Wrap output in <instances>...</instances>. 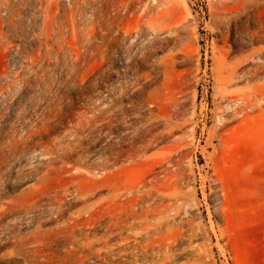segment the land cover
Wrapping results in <instances>:
<instances>
[{
  "label": "rangeland",
  "instance_id": "374dc122",
  "mask_svg": "<svg viewBox=\"0 0 264 264\" xmlns=\"http://www.w3.org/2000/svg\"><path fill=\"white\" fill-rule=\"evenodd\" d=\"M263 63L264 0H0V264H128L70 223L90 203L99 239L114 193L166 174L190 222L168 264H264ZM70 142L123 157L79 194Z\"/></svg>",
  "mask_w": 264,
  "mask_h": 264
},
{
  "label": "bare ground",
  "instance_id": "6f19581e",
  "mask_svg": "<svg viewBox=\"0 0 264 264\" xmlns=\"http://www.w3.org/2000/svg\"><path fill=\"white\" fill-rule=\"evenodd\" d=\"M111 41L114 42L115 39L112 38ZM262 68L264 69V63ZM2 133L6 138L11 139L10 130L3 129ZM77 146V142L67 143L62 147L63 155L52 162L54 165L60 163L61 167L69 169L78 168V163L84 166L81 178L75 182L72 181L69 186L74 189V192L82 194L86 192L84 189L94 183L91 178L94 176L95 170L99 167L106 169L109 162L117 164L123 157L119 155L124 150L121 146L119 148L112 147L109 150V155L102 159L103 162L90 164L87 163L88 158L82 152L75 151L76 156H72ZM171 177L166 174L164 180L159 182L160 184H152L144 189L129 188L126 193H114L112 196L116 198L110 201L117 202L118 208H106L107 224L104 233L99 237L101 242L97 239L96 233H88L92 216L90 213L91 204L86 203L84 211L87 216L73 218L70 223L73 227L78 226L81 235L75 242H71L72 250L85 251L90 254L102 253L106 262H110L114 256H117L119 258L127 257L128 264H168L170 257L167 255V249L170 246L173 232L177 230L178 233H183L177 226L190 223L187 219H178L185 208V194L177 188H174L173 192H170V188H162L169 183ZM69 188L62 190V193H56L53 198H45L47 200L41 198L36 204V208L41 209L44 201H49L52 205L61 203ZM71 231H74V228ZM112 239H115L116 242L109 244ZM98 241L97 244L100 247L94 249V245Z\"/></svg>",
  "mask_w": 264,
  "mask_h": 264
}]
</instances>
